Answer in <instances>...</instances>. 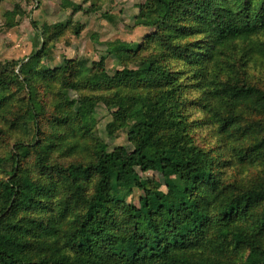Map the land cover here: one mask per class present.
Masks as SVG:
<instances>
[{
  "label": "rangeland",
  "instance_id": "1",
  "mask_svg": "<svg viewBox=\"0 0 264 264\" xmlns=\"http://www.w3.org/2000/svg\"><path fill=\"white\" fill-rule=\"evenodd\" d=\"M223 1L232 2L236 10L249 3L252 10L261 0ZM142 2L0 0V74L11 72L19 61L27 62L20 72L19 65L13 71L19 81L0 83V158L11 160L15 151L20 157L18 166L0 165V217L12 234L29 238L33 244L47 239L40 232L51 218H63L68 228L76 226L100 176L87 173L78 187L63 176L62 168L72 160L88 164L116 147L131 150L135 137L130 130L140 119L159 111L162 117L166 114L187 122L180 143L211 160L222 197H230L264 175V163L240 160L239 151L247 145V138L240 137L243 127L232 124L220 130L228 110L232 112V102L213 96L226 82L245 81L264 88V61L251 54L249 40L209 46L199 25L214 0H193L192 15L177 21L182 28L170 27L172 35L170 29L157 32L159 10L152 9L141 19ZM189 25L193 31L187 30ZM258 38L264 40V35ZM43 39H49V49L39 53ZM150 61L155 63L154 72L120 79L119 71L140 72ZM114 95L128 111L125 120L116 113L119 104ZM161 121L167 131L168 121ZM109 168L104 203L95 214L105 233L102 251L111 250L114 239L130 233L146 241L169 238V224H177L179 209L150 214L141 207L140 198L148 190L159 197L171 187L181 190L189 186L186 181L157 167L136 169L141 186L134 181L119 183L115 168ZM9 178L28 179L38 203L23 209L8 205L4 186ZM138 209L141 219L135 223ZM263 219L262 202L248 213L234 215L226 229L217 222L207 236L213 241H201L195 255L215 256L222 264H244L250 248L235 242L233 234L242 231L264 247ZM93 237L97 238L95 231Z\"/></svg>",
  "mask_w": 264,
  "mask_h": 264
},
{
  "label": "trees",
  "instance_id": "2",
  "mask_svg": "<svg viewBox=\"0 0 264 264\" xmlns=\"http://www.w3.org/2000/svg\"><path fill=\"white\" fill-rule=\"evenodd\" d=\"M174 1L143 0L139 6L141 19L147 17V13L152 9L159 10L160 14L155 20L157 32L162 28L170 29L172 35L173 30L170 27L182 28L177 27L181 26L177 21L185 15H192L190 11L193 6V0ZM40 2L41 0H37V3ZM248 4L245 3L236 10L232 2L214 0V4L208 7L206 14L200 18L199 28L208 36V44L212 48L235 40H249L251 54L264 61V40L258 38V35H264V0L252 10ZM30 22L36 27L34 20L30 19ZM187 30L193 31V26L189 25ZM54 33L55 31L51 33L53 40L56 39ZM48 41L49 39L41 41L37 50L39 53L49 49H46ZM25 63L27 62L19 61L12 66L11 72L0 74V83L5 85L14 80L19 81V74H14L13 71L19 65L20 72ZM154 65L155 63L150 61L144 63L140 72L134 73L125 69L119 71L118 75L120 79L127 80L133 74L141 76L145 71L154 72ZM213 96L232 102V112L228 110L226 123L220 130L224 131L232 124L238 128L243 127L240 137L247 138V145L239 151L241 162L264 163V88L245 81L226 82L214 91ZM113 99L119 104L117 115L125 120L128 111L123 109L122 102L116 95ZM2 100L3 96L0 98L1 104ZM162 111L164 115L165 110ZM162 119L168 121L167 131L162 129ZM186 124L185 120H177L166 114L162 117L159 111L149 115L148 119H140L130 130L129 133L135 137L131 150L116 147L109 153L100 154L88 164L70 161L61 172L74 185L82 186L81 177L87 173H97L100 176L84 216L72 228L66 226L63 218L61 221L59 218H51L48 226L40 232L41 235L48 236L47 239L33 244L29 238L12 234L7 224L2 225L3 217H0V264H222L215 256L202 258L195 255V249L207 238L217 222L226 229L234 215L248 213L262 202L264 204V175L248 186L238 188L230 197H222L220 189L217 188L218 177L213 171L211 160H205L203 153L191 145L180 143L181 130ZM175 127L177 130L174 132ZM14 148H17V144ZM19 162L17 151L11 160L0 158L3 168L18 166ZM109 166L115 168L116 180L119 183L134 181L137 186H141L136 169L147 171L157 167H160L164 174H176L186 181L189 186L181 190L171 187L167 194L161 197L148 190L145 196L140 198L141 207L146 208L150 214L152 210L162 213L167 208L179 209L177 224L174 221L169 224V238L165 235L161 239L146 241L130 233L114 239L111 250L102 251L100 241L105 237V233L102 222L95 214L96 210L102 207L109 186ZM4 192L8 205L13 209H23L38 203L33 197V185L28 179L9 178ZM139 219L140 209L134 217V222L137 223ZM260 227V232H263L264 219ZM136 228L138 227L134 226V229ZM94 231L97 238L93 237ZM62 238L64 243H61ZM233 239L235 242L247 244L250 248L244 264H264V247L259 246L252 237L238 231L233 234ZM89 240L92 242H88ZM206 240L209 243L213 241L208 238Z\"/></svg>",
  "mask_w": 264,
  "mask_h": 264
}]
</instances>
